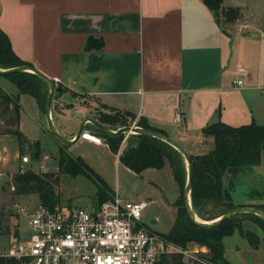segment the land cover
I'll use <instances>...</instances> for the list:
<instances>
[{"label": "crops", "instance_id": "0c3cea01", "mask_svg": "<svg viewBox=\"0 0 264 264\" xmlns=\"http://www.w3.org/2000/svg\"><path fill=\"white\" fill-rule=\"evenodd\" d=\"M232 1L222 7L240 8L241 18L224 26L201 0H0V29L21 60L76 96V103L52 100L51 120L63 138L73 141L79 123L93 119L78 108L99 107L131 114L129 122L142 119L201 156L213 150L202 129L218 109L227 125H264V14L255 13L254 0ZM6 87L0 78L2 94L17 97L19 115L0 105V125L34 142L22 130L18 91ZM37 109L38 120L46 118ZM177 111L182 119L174 123ZM4 130L1 136L12 135Z\"/></svg>", "mask_w": 264, "mask_h": 264}, {"label": "trees", "instance_id": "16d2710c", "mask_svg": "<svg viewBox=\"0 0 264 264\" xmlns=\"http://www.w3.org/2000/svg\"><path fill=\"white\" fill-rule=\"evenodd\" d=\"M207 9L213 14L218 24L231 25L241 18L239 8L222 7V0H201ZM222 27V26H221ZM95 40L89 38L87 48L94 46ZM99 42V46L102 42ZM98 46V45H97ZM19 67H32L30 63L21 60L13 51L11 43L6 34L0 29V70H11ZM0 78L7 79L18 91L19 95H28L34 98L41 112L45 113V106L48 96V86L38 76L31 73L8 72L0 74ZM54 94L61 97L66 94L63 88H60L53 82ZM76 97L72 95V98ZM0 105L2 112L5 113L11 107L14 117L19 115V106L17 97H9L1 93ZM71 106V105H70ZM113 116H99L96 121L104 126H113L119 124V127H126L131 114H125L114 111ZM217 120L208 124L202 129V134L213 138V150L205 155H189L192 163V181H191V204L194 214L198 220L212 221L226 212L237 208L224 191L223 176L226 173L236 175L241 168H250L258 166L261 162L264 152V125H258L251 122L248 125L233 127L223 123L220 118V111L217 110ZM136 126L148 131L157 132L167 136L163 131L153 128L142 119L136 122ZM84 130H92L96 137L102 138L109 151L117 155L124 135L109 136L93 125L84 127ZM5 134L17 136L19 143L22 135L13 130H4ZM126 149L118 157L121 163L128 170L140 174L147 169H161L168 162L172 171L173 178L178 185L179 197L175 202L176 215L175 221L165 238L177 246L186 247L188 244H196L207 249L205 258L212 264H230L224 258L223 238L230 236L235 230H239L248 240L253 248H257L259 238L251 232H243L242 223L245 220L255 223L264 235V219L251 213H242L223 220L213 227L204 228L193 224L187 214L183 198L184 186L186 183V166L182 156L177 150L165 142L144 134H134ZM34 157L39 155L38 143H34ZM57 168L58 172L71 175H83L97 186V204L109 201L114 197L112 191L107 190L105 183L94 173V171L85 163L81 157L72 158L67 154L66 145L58 149ZM21 153V152H20ZM56 174L47 172H33L26 170L23 173L18 172L13 177L14 194L29 195L35 194L38 203L47 207L54 208L58 206V196L52 185V180ZM57 180V179H56ZM103 183V184H102ZM259 196V195H257ZM207 207L217 210L218 214L210 215ZM244 207V206H238ZM264 211L263 205H255ZM211 216V217H209ZM0 264H19L13 259L0 258ZM157 264H184L180 255L163 256Z\"/></svg>", "mask_w": 264, "mask_h": 264}, {"label": "rangeland", "instance_id": "374dc122", "mask_svg": "<svg viewBox=\"0 0 264 264\" xmlns=\"http://www.w3.org/2000/svg\"><path fill=\"white\" fill-rule=\"evenodd\" d=\"M226 1L229 3L228 0ZM235 1V4L239 5L238 3H241L242 0ZM230 3L234 2L230 0ZM253 7L256 14L259 13L260 16L264 14V0L262 2L261 0H254ZM263 22L264 20H262ZM3 80L9 82L5 78ZM57 86L62 88L60 85ZM7 90L16 92L17 89L9 82V87H6ZM1 93H3L2 90ZM63 96L58 97L57 94H53V99L60 101ZM20 105V120L24 136L38 143L39 155L37 158L33 156L35 151L34 142L21 141L19 143L17 136L0 135V149L4 151L3 157L0 159V250L7 249L16 241L27 239L30 234L29 219L13 212L14 205L18 204L23 208H33L38 204V198L35 194L19 196L14 194V191L13 193L10 191V187L14 185L12 177L18 173L22 156L29 158V164L24 166L25 170L30 169L37 173L44 170V172L56 174V178L51 182L58 196V205L61 208L83 207L90 209L95 206L97 201V186L91 179L83 175L73 177L58 172V149L62 148L63 143L50 132L45 117L41 115V120H38L37 115L40 114L37 111V103L34 98L21 94ZM78 111H81L83 115H91L93 119L95 118L94 120L99 116H113L116 114L112 110L100 109L99 107L90 112L80 108L77 109V113ZM38 121H40L41 126ZM132 125L133 122H128L126 126L130 127ZM0 126L1 134L4 127ZM119 126V124H116L105 127L111 131H116L122 128ZM135 127H137L136 123ZM132 135L134 134L131 133L127 137L123 151L132 142ZM21 139L24 140L23 136ZM100 139L102 145L81 137L72 145H66L67 154L72 158L81 157L105 183L104 186L107 190L116 193L122 201L147 202V206L142 211L141 224L151 231L167 234L175 221V202L179 197L178 185L173 178L169 163L166 162L161 169H148L136 174L119 163L116 155H113L108 147L104 145V140ZM212 147V144L209 145L208 151L213 149ZM222 182L224 191L228 193L231 202L235 206L263 205L264 152L258 166L241 168L236 175L226 173ZM252 203L257 204L252 205ZM206 209L212 216L218 214V211L213 210L211 207ZM242 230L243 232L254 233L259 238L258 247L253 248L243 234L239 230H235L233 234L222 240L224 258L230 264H264V235L262 230L249 220L242 223ZM187 249H193L191 244L187 245Z\"/></svg>", "mask_w": 264, "mask_h": 264}, {"label": "built area", "instance_id": "2783aa9c", "mask_svg": "<svg viewBox=\"0 0 264 264\" xmlns=\"http://www.w3.org/2000/svg\"><path fill=\"white\" fill-rule=\"evenodd\" d=\"M57 81L52 80L55 84ZM235 84L240 86L243 81ZM181 119V113L175 112L173 122ZM129 135L121 142L117 159ZM81 137L101 141L85 133ZM26 164L29 158L22 156L18 172H25ZM146 206L147 202L122 201L117 195L90 209H63L59 205L50 209L39 203L23 208L15 204L12 211L29 219L30 234L0 250V258L19 264H157L163 256L180 255L184 264H212L205 258L206 248L196 244H191L193 249L183 248L143 227L141 217Z\"/></svg>", "mask_w": 264, "mask_h": 264}, {"label": "water", "instance_id": "95a60500", "mask_svg": "<svg viewBox=\"0 0 264 264\" xmlns=\"http://www.w3.org/2000/svg\"><path fill=\"white\" fill-rule=\"evenodd\" d=\"M8 72L31 73V74L38 76L42 81L45 82V84L48 86V97H47L46 106H45V116L47 118L48 128H49L50 132L61 143L65 144V145H71L74 142H76L81 137L85 125L91 124L95 128H97L99 131H101L102 133L109 135V136L129 135L131 133L132 134H144L147 136L157 138V139L165 142L166 144H168L169 146H171L175 150H177L179 152V154L182 156L184 162L186 163V170H187L186 183H185L184 191H183L185 208H186V211H187V214H188L190 221L193 224H195L196 226L204 227V228L213 227V226H216L217 224H219L220 222H222L223 220L229 219L233 216H236V215H239L242 213H251V214H254L256 216L262 217L264 219V211H262L261 209H259L257 207H254V206H245V207H237L233 210H230V211L226 212L224 215H222L221 217H219L215 220H212V221H200V220H198L194 214L193 207L191 204V196H190V194H191V181H192L191 159H190L189 155L187 154V152L177 142H175L174 140H172L171 138H169L163 134L153 132V131L143 130L139 127L126 126V127L119 128L116 131H111L108 128H106L104 125H101L100 123H98L96 120H94L92 118L83 119L80 123V126H79V129H78V132H77L75 139L73 141H69V140L63 138L58 133V131L56 130V128L53 125V122L51 120V108H52V100H53V94H54V88H53L52 80L48 79L47 77L42 75L40 72H38L35 68H31V67H19V68H15V69H11V70H0V74H6ZM62 100L69 102V103H76V100L73 99L69 95L63 96Z\"/></svg>", "mask_w": 264, "mask_h": 264}]
</instances>
